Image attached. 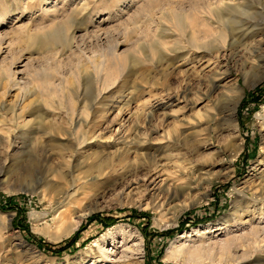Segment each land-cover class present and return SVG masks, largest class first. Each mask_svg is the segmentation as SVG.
<instances>
[{"label": "rangeland", "instance_id": "obj_1", "mask_svg": "<svg viewBox=\"0 0 264 264\" xmlns=\"http://www.w3.org/2000/svg\"><path fill=\"white\" fill-rule=\"evenodd\" d=\"M218 2L0 0V264H188L172 244L264 218V78L241 70L264 40L239 44L212 90ZM153 181L190 191L155 206Z\"/></svg>", "mask_w": 264, "mask_h": 264}, {"label": "bare ground", "instance_id": "obj_2", "mask_svg": "<svg viewBox=\"0 0 264 264\" xmlns=\"http://www.w3.org/2000/svg\"><path fill=\"white\" fill-rule=\"evenodd\" d=\"M223 12H225L224 17ZM211 16L215 20V22H213L215 24V27L213 26V28L217 29V31L219 32L217 34L216 41L220 43V47L217 48L218 51L215 54L216 56L214 57L215 62L218 64V70L212 74V77L209 80L212 90H215L216 88H218L217 83L219 82V80L221 78H226V76L230 74L229 62L231 61V59L233 60L238 56V53L236 52L237 46H239V44L241 45L242 42H245L248 39L252 38L260 37L259 40H264V0H219L216 8L212 10ZM190 39L195 40L194 32L190 34ZM250 44L244 45L245 49L243 51L248 54V58H246L241 64V70L244 78L252 76L251 80H248V83H245L247 87L255 86L264 78V49H262L259 46V43L256 41ZM195 47L198 51L204 52L206 45L200 42L198 44L196 43ZM195 58H198V56H195ZM250 59H253V63H249ZM248 67L249 70H247ZM238 89V86L235 84L229 90L237 91ZM222 96H224L225 99H230L226 95ZM237 99L238 98H235L233 100L235 104ZM189 185L190 184H186L184 187L172 185L169 186L170 188H166L165 181H161L158 184H155V181H153L149 186H145L144 188L145 190H149V195L152 199L153 205L157 206L155 201L157 200L159 193L161 194V192L164 191L167 194V204L169 205L170 203L177 200V196L182 195L186 191H190ZM4 191L6 193H13L18 191H25L31 194L34 193V189L31 190L29 187L25 189L21 187H7L6 189H4ZM258 192L259 193L254 195L255 198L258 199V203L264 202V187L260 188V191ZM41 199V201H43V196ZM65 200L66 199H63L62 202H64ZM158 207L160 206L158 205ZM186 209L187 206H184L180 209V212H183ZM70 213L71 210L69 209H65L60 214L58 213L59 215L57 216V221L59 223H63L65 219H67L68 215H70ZM32 216L35 217V215ZM81 216L78 217L79 220L81 219ZM77 227L78 222L75 224H69L67 227H65L63 236L70 235L74 230H76ZM111 231L112 229L110 228L107 230V233H110ZM209 233H211L210 230L204 232L202 235L206 236V234ZM228 234L229 233L226 232V235ZM186 238L187 236L184 234L180 237V240ZM246 241L251 242V244L254 245V247L251 248L250 252L243 251L241 252V254H236L237 252L235 254L232 253L233 250H237L239 249V247H242L244 242L247 243ZM191 242H193L194 246L185 245L184 243H182V245H179V247L175 248V243L172 244V253H170V257L176 259V257L184 255L186 258V263L188 264H221L222 262L229 264L244 262L250 256L253 257L254 255V257H256L255 254H257V258H255L256 260H254L255 263L258 264L264 257V218L260 219L256 225L249 226V229L240 235L235 234L224 240H219L218 242H211L209 244L207 243V245H205L206 242L204 243L203 241L200 242V245L197 244V246L194 243L195 240ZM94 243L93 246H97L98 240H95ZM100 250L106 258L107 255L106 253H104L106 251L105 248ZM251 252L253 253V255L251 254ZM120 255V258L126 257L125 252H121ZM255 263L253 262V264Z\"/></svg>", "mask_w": 264, "mask_h": 264}, {"label": "trees", "instance_id": "obj_3", "mask_svg": "<svg viewBox=\"0 0 264 264\" xmlns=\"http://www.w3.org/2000/svg\"><path fill=\"white\" fill-rule=\"evenodd\" d=\"M179 231H182V229H180Z\"/></svg>", "mask_w": 264, "mask_h": 264}]
</instances>
